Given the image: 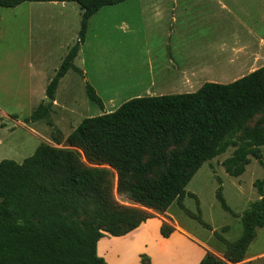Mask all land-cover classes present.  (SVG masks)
<instances>
[{
	"label": "trees",
	"instance_id": "obj_1",
	"mask_svg": "<svg viewBox=\"0 0 264 264\" xmlns=\"http://www.w3.org/2000/svg\"><path fill=\"white\" fill-rule=\"evenodd\" d=\"M125 1L0 0L4 9L26 3H75L81 10L77 41L47 86V99H54L59 82L75 70L73 62L85 43L90 19ZM86 95L103 110L102 100L89 85ZM263 109L260 68L232 83L205 84L190 94L131 99L112 113L82 120L62 148L40 143L22 163L0 161V264H106L96 255L104 234L125 235L153 217L148 211L162 215L175 203L207 227L184 208L185 189L205 163L231 149L221 164L229 177L242 176L251 160L264 170V115L247 127ZM47 111L39 107L30 121L45 119ZM146 156L149 159L144 160ZM159 169L163 171L157 178L149 177ZM110 171L115 173V188ZM253 186L259 200L240 217V237L232 243L221 239L222 259L206 254L199 264L244 260L256 231L264 229V180ZM115 194L130 205L118 203ZM216 199L233 215L220 191ZM87 212H92L89 220L75 218ZM125 222L128 228L119 231L116 226ZM173 232L162 223L163 238Z\"/></svg>",
	"mask_w": 264,
	"mask_h": 264
},
{
	"label": "rangeland",
	"instance_id": "obj_2",
	"mask_svg": "<svg viewBox=\"0 0 264 264\" xmlns=\"http://www.w3.org/2000/svg\"><path fill=\"white\" fill-rule=\"evenodd\" d=\"M252 5L261 10L260 31L264 34V0H252ZM126 12L131 14L125 7H105L90 19L87 44L74 62L81 73L68 72L60 81L54 99L49 100L43 96L46 87L77 41L81 22L79 6L75 3H27L15 9L0 8V161L22 163L40 143L62 148L67 136L82 120L112 113L110 105L106 104L101 111L88 100L86 86H91L102 101H107L112 93L109 76L114 80L124 78L119 72L120 65L111 55L110 22L124 18ZM115 33L125 32L119 30ZM31 77H34L32 89L29 86ZM124 100L117 98L115 106ZM41 106L48 109L47 117L30 121L32 114ZM263 115L264 109L247 123V127L255 126ZM172 150L174 148L169 149L168 155ZM232 152L231 149L205 163L185 189L184 208L199 216L207 227L188 217L176 203L161 215L209 243L218 255L225 251L221 239L232 243L240 237V217L259 200L253 184L264 180V170L254 160L250 161L242 176L231 178L226 175L221 164ZM147 159L149 157L146 156L144 160ZM162 171L159 169L149 177L155 179ZM109 181L115 188L113 171H110ZM218 191L233 215L220 207L216 199ZM190 195H194L196 200ZM115 197L118 203L130 205L116 194ZM148 213L155 215L151 211ZM91 216L92 212H87L75 218L81 222ZM116 227L124 231L128 224L125 222ZM244 259L240 264H264V229L256 231Z\"/></svg>",
	"mask_w": 264,
	"mask_h": 264
},
{
	"label": "crops",
	"instance_id": "obj_3",
	"mask_svg": "<svg viewBox=\"0 0 264 264\" xmlns=\"http://www.w3.org/2000/svg\"><path fill=\"white\" fill-rule=\"evenodd\" d=\"M113 7H125L131 14L110 22L111 55L124 76H109L112 93L102 102L111 106L110 112L135 98L229 84L264 65L261 10L252 0H127ZM119 30L125 33L117 35ZM74 62L75 70L69 72L81 73ZM117 98L125 100L115 106ZM163 222L174 228L166 239L160 234ZM224 252L215 254L209 243L157 214L125 235L104 234L96 244V255L106 264H199L206 254L222 259Z\"/></svg>",
	"mask_w": 264,
	"mask_h": 264
},
{
	"label": "water",
	"instance_id": "obj_4",
	"mask_svg": "<svg viewBox=\"0 0 264 264\" xmlns=\"http://www.w3.org/2000/svg\"><path fill=\"white\" fill-rule=\"evenodd\" d=\"M46 102H49V100H46Z\"/></svg>",
	"mask_w": 264,
	"mask_h": 264
}]
</instances>
